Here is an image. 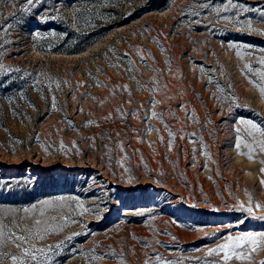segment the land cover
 <instances>
[{
  "label": "rangeland",
  "instance_id": "rangeland-1",
  "mask_svg": "<svg viewBox=\"0 0 264 264\" xmlns=\"http://www.w3.org/2000/svg\"><path fill=\"white\" fill-rule=\"evenodd\" d=\"M231 2L0 0V264H224L264 232V0Z\"/></svg>",
  "mask_w": 264,
  "mask_h": 264
},
{
  "label": "snow or ice",
  "instance_id": "snow-or-ice-1",
  "mask_svg": "<svg viewBox=\"0 0 264 264\" xmlns=\"http://www.w3.org/2000/svg\"><path fill=\"white\" fill-rule=\"evenodd\" d=\"M38 2L39 0H26L24 6L25 11H27L33 4ZM231 6H232V2L231 0H228V4L225 6L224 10L227 11L228 8ZM262 18H264V14H262ZM224 19L227 20L229 18L224 17ZM249 28L250 29L252 28L251 23H249ZM257 31L264 32V30H257ZM261 63L264 64V60H261ZM260 92L262 96H264V87L260 88ZM153 115L155 116L156 113H153ZM248 124L250 125V129H251L250 135L253 133H258L259 135L264 136V128H261L260 126L253 124L251 122H248ZM236 147L237 149H239L240 145L237 144ZM239 154H244V153H239ZM251 158L252 157L249 156V159ZM262 171H264V169H262ZM262 183H264V181H262ZM255 207L257 209L264 210V206L256 205ZM25 211H27V209H25ZM244 211L248 212L250 215H254L252 206L247 207L246 209H244ZM259 219L264 220V216L259 217ZM37 223H39V221H37ZM0 235H2V233H0ZM18 238L21 240L24 239L23 237H18ZM261 246H264V232L261 233L248 232L246 234L237 237L228 236L226 243L222 245H218L216 248L209 249L208 255L211 256L214 254L223 253L224 264H227V262L233 257L241 260L250 259V252L248 251L249 247L251 251L254 252L257 251ZM25 252L26 254L32 255L33 259H36L34 253H28L27 249L25 250ZM11 259L13 260L14 264L18 260L16 256H12ZM261 264H264V262H261Z\"/></svg>",
  "mask_w": 264,
  "mask_h": 264
},
{
  "label": "bare ground",
  "instance_id": "bare-ground-1",
  "mask_svg": "<svg viewBox=\"0 0 264 264\" xmlns=\"http://www.w3.org/2000/svg\"><path fill=\"white\" fill-rule=\"evenodd\" d=\"M237 157V156H236Z\"/></svg>",
  "mask_w": 264,
  "mask_h": 264
}]
</instances>
